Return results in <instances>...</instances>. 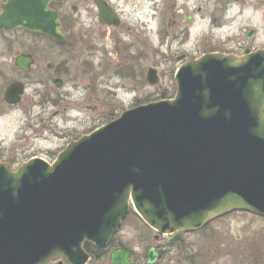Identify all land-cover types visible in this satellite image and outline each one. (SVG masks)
<instances>
[{"label":"water","instance_id":"95a60500","mask_svg":"<svg viewBox=\"0 0 264 264\" xmlns=\"http://www.w3.org/2000/svg\"><path fill=\"white\" fill-rule=\"evenodd\" d=\"M60 0H9L0 28H24L63 43ZM100 22L120 25L103 0ZM16 66L31 72L22 53ZM147 80L159 82L156 69ZM173 100L138 106L69 144L49 164L17 170L0 162V264H86V243L105 247L131 205L163 234L195 231L235 210L264 217V50L236 57L207 54L184 64ZM25 86L4 99L21 102ZM123 250L113 264H131ZM156 260L150 252V262Z\"/></svg>","mask_w":264,"mask_h":264},{"label":"rangeland","instance_id":"374dc122","mask_svg":"<svg viewBox=\"0 0 264 264\" xmlns=\"http://www.w3.org/2000/svg\"><path fill=\"white\" fill-rule=\"evenodd\" d=\"M110 1L119 6L114 9L122 23L118 29H106L107 39L99 37L106 31L98 21L92 0H67L68 7L78 5L61 8L73 24L71 51L68 46L28 33H0V162L13 170L35 157L52 164L70 143L101 129L125 111L173 100L177 93L176 73L184 64L201 58L197 57L206 51L235 48L237 43L247 41L240 36L231 44L213 42L209 27L212 8H190L185 13L192 20L186 24L176 8H151L146 0ZM253 9L245 8L244 17L235 26L259 29V16ZM186 30L188 39L181 43ZM82 37L100 52L93 53L98 74L81 73L87 46ZM113 37L129 47L123 55L113 52ZM19 52L32 53L36 58L29 76L14 69V57ZM185 53L188 57L183 56ZM101 56L104 64L98 59ZM66 59L72 62L71 70L65 86L58 90L52 83L53 73L46 66L53 63L56 68H64L61 64ZM152 68L159 77L156 85L147 80ZM16 80L26 85V91L22 102L10 107L3 94ZM56 97L61 99L59 104L53 103ZM127 217L116 242L138 254L144 246H153L152 231L156 232L133 210ZM192 233L185 241L198 246L193 249L198 253H192L198 256L197 264H264V218L235 210ZM169 256L173 261L167 258L158 264H179L175 248Z\"/></svg>","mask_w":264,"mask_h":264},{"label":"flooded vegetation","instance_id":"af4514ba","mask_svg":"<svg viewBox=\"0 0 264 264\" xmlns=\"http://www.w3.org/2000/svg\"><path fill=\"white\" fill-rule=\"evenodd\" d=\"M108 7H110L114 13L117 15V17L120 20V25L122 23L121 16L117 14V11L114 8H119L118 5H115L112 1L110 0H103ZM9 0H1L0 3V16L3 13V8L7 5ZM67 0H60V1H53L50 3L49 7L50 9L56 11L59 15V21L61 23L62 27V34L64 37V42L59 43L55 41V39L41 35L39 33H33L30 32L24 28H19V29H14V30H5L0 28V33L6 35L7 33H14V32H21V33H28L30 35H33L34 37L38 38H47L54 42L58 46H68L69 51L72 50V32L71 28H73V24L71 21L67 19V17L64 15L62 12L61 8H78V5H74L73 7L67 6ZM92 3L94 7L97 10V18L99 23L102 25L104 28V31L106 33H101L99 35L100 38L103 36L106 37L107 35V30L110 28L118 29L119 26L115 25H108L100 22V17H99V9L98 6L95 2V0H92ZM146 3L148 6L152 8H176L177 12L182 13L181 17L183 18V22L186 24H189L188 21L192 20V17L185 13L187 10L189 11L190 8H212V10L209 13V27L211 31V39L213 42H219L220 44L224 43H229L231 44L234 40L239 38L240 36H244L247 41H243V43H237V46L235 48H228V49H214L212 51H206L202 53V55L198 56L197 58L206 55V54H211V53H220V54H226V55H231V56H245L250 53H255L257 51L264 50V0H146ZM66 4V5H65ZM245 8H254L252 12L255 14L257 13V17L260 22V28H251L249 30L247 29H241L239 26H235L237 22H241V18L244 17V13H246ZM201 9H199L200 11ZM184 13V14H183ZM180 15L178 16L179 18ZM186 16V17H185ZM242 24V23H241ZM242 31V32H241ZM105 34V35H103ZM86 38L90 39L88 37L89 34H85ZM181 43L186 42L189 36V30H186L182 33L181 35ZM186 39H185V38ZM259 37L260 40L259 41ZM109 39L108 37H106ZM84 39L86 46V52L84 58L81 59V66L80 70L81 73L84 75H90V74H98L99 69L94 67V59H93V53L98 52V50H95L93 47L94 45L92 44L91 41L85 40ZM114 43H115V48L113 47V52L115 51L117 55H123L124 50L129 49V47L125 44H123L120 41V38L113 37ZM122 52V53H121ZM24 52H19L15 55L14 61H13V66L14 69H16L21 75L24 76H29L36 65V58L32 53H25L29 54L32 56L34 63L31 65V72L29 73H24L21 71L17 66H16V58ZM108 55V54H107ZM183 56L188 57V54H183ZM196 58V59H197ZM98 59H101V62H104L103 57L101 56L98 57ZM191 59V58H190ZM188 59V60H190ZM195 59V58H192ZM187 60V59H186ZM71 64L70 59H66L65 62L61 65H64V68H56L53 63L47 64L46 68L48 71L53 73L52 76V83L54 87L58 90L62 89L63 86H65L66 83V77L69 75L70 70H71ZM104 64V63H103ZM101 75V74H100ZM16 82H21L20 80H16L11 82L5 89L4 94L7 90V88ZM24 84V83H23ZM25 86V91H26V85ZM3 94V97H4ZM23 99V97H22ZM61 101L60 98H57L53 100L54 104H59ZM5 102V101H4ZM22 102V101H21ZM6 103V102H5ZM7 104V103H6ZM8 105V104H7ZM10 107H14L11 105H8ZM128 218V217H127ZM127 218L123 221L122 228L124 227V224L127 220ZM151 230V229H150ZM120 231L115 234L110 242L105 246V247H98L94 244L87 243L84 245L83 249L84 252L88 255L89 260L87 261L86 264H113L111 261V255L114 251L117 250H123L129 254L128 261L131 264H158L168 258L169 262L173 261L171 258V255L174 252V248L176 249V252L178 253V262L179 264H197L196 259H198L197 255H192V253H198V250H193L196 249L198 246L194 244H189L188 242L185 241V238L187 236H190L194 233L190 232H180L178 234H172V235H159L156 234L152 231V241L154 242L153 246H144L143 250L140 251V253H136L135 251L125 247L123 244H119L116 242V236L120 233ZM145 238V237H144ZM188 243V244H187ZM154 249L156 253V260L154 263L150 262V252L151 250ZM46 264H70L66 260L59 258V259H54Z\"/></svg>","mask_w":264,"mask_h":264}]
</instances>
